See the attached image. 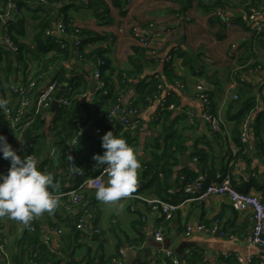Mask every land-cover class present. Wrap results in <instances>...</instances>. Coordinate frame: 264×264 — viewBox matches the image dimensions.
Masks as SVG:
<instances>
[{"label":"crops","instance_id":"1","mask_svg":"<svg viewBox=\"0 0 264 264\" xmlns=\"http://www.w3.org/2000/svg\"><path fill=\"white\" fill-rule=\"evenodd\" d=\"M75 1L76 6L72 7L69 13L74 17L77 26L94 30L109 38L112 37L108 56L117 70L132 67L129 59L132 55V48L139 45L132 33V23H139L142 29L151 26L149 29L152 33L153 48L163 61L166 56H174V73L180 76L183 84L178 86L176 82L167 81L163 77V64L158 65L156 71L162 73V79L165 80L162 95L172 94L174 102L179 107L172 110V118L188 112L195 114V118L187 117L183 123L188 128L187 134L190 137L188 143L192 147L197 142L198 147L207 150L218 165L227 163L228 150L233 155L239 150L237 144L229 137L232 124L225 119L227 106L233 100V93H239L238 86L234 85L232 69L237 68L245 82L255 86L254 91L258 104L251 116V129L246 148L247 160L233 161L230 167L238 188L247 189L248 192L264 198L263 155L256 146L252 129L255 115L258 111L264 110V100L260 101L258 96L259 86L262 87L264 84V47L248 24L247 26L234 21L228 25L232 17L246 15V5L251 4L253 0H226L229 6L223 21L216 18L211 21L209 14L199 3L188 5L183 1L129 0L122 8L125 14H121V8L114 6L112 0H106L111 9L109 24L99 21L93 10L82 5L89 0ZM208 1L213 4L215 0ZM26 2L28 5L36 4L33 0ZM261 4L264 5V0H261ZM260 21L264 22V12ZM99 44L93 42L87 45L86 49L91 50ZM233 45H236V50L231 53ZM181 51L199 55V59L202 60L200 69L203 71L200 77L193 74L191 69L183 64V59L179 57ZM63 62V65L72 66L75 60H72V64L67 61ZM84 66L85 70L91 73L92 67L89 64ZM114 78L116 79V76ZM199 81H202L205 87L214 93L219 121H225L224 124L228 131H222L226 133L221 140L213 135L209 122L202 118L204 104L197 96L196 88ZM131 96L136 97L132 90L126 94L125 102L129 101ZM57 107L53 105L54 111ZM157 113L158 109L154 104L145 108L137 118L139 126L134 132L135 140L132 145L138 149L141 166L138 170L137 184L130 194L134 193L139 196H126L115 203L106 204L97 200L96 190L88 189L84 192L83 204L76 206L71 213H64L67 215L63 223L66 227L65 234L70 231L69 225L74 224V216L80 212L83 205L90 208L86 215L88 223L101 229V232L94 234L90 240L82 241V245L75 251L73 258L86 263L93 260V264H100L102 256L104 259L115 258L120 248H124L125 255L122 258V264H152L155 250L161 247L172 251L180 260V264H190L195 252H199L196 258L197 264H237L235 255H241L245 259L252 256L254 263L264 264V246L250 243L251 220L247 214L234 210L228 198L212 195L204 200L190 201L168 219L155 204L150 202V200L162 197L157 185L150 182V176L140 175L145 164L153 159L152 144L160 132V126L155 124ZM177 126H181V123ZM45 130L49 137L52 136L48 124H45ZM90 132L92 128L88 127V133ZM86 142V148L90 149L88 137H86ZM158 152H162V149ZM194 157L189 154L180 155L177 165L174 166L173 176L167 183L173 198L182 193L178 187H181L184 180L183 172L189 170L198 174L201 172L199 161ZM55 167L57 172L62 171L60 165ZM65 180L61 179L56 182L59 188L55 191L64 189ZM40 219L47 228H50L51 222L60 220L55 210L52 213H43ZM217 219L220 220V226L228 235L219 233L212 235L196 228L199 224L209 225ZM188 226L192 227L190 234L186 232ZM162 227L165 231L164 240L168 239L167 247L166 245L159 246L160 242L158 243L154 237V231ZM24 228V225L18 221L7 216L0 217L1 232L8 236L10 246H13L15 240L24 233ZM51 241L50 247L55 249L61 246L63 239L55 235ZM226 255L230 257L225 258ZM64 258V261H68L67 255ZM112 264L116 262L113 261Z\"/></svg>","mask_w":264,"mask_h":264},{"label":"trees","instance_id":"2","mask_svg":"<svg viewBox=\"0 0 264 264\" xmlns=\"http://www.w3.org/2000/svg\"><path fill=\"white\" fill-rule=\"evenodd\" d=\"M12 1L18 7L19 14L10 13L0 33V92L5 96L7 104L13 111H17L19 108L23 96L13 90L11 84L18 81L21 76H23V82L26 84L25 87L27 89L30 87V80H35L36 86L32 92L41 89L50 80L67 82L68 87L72 88L71 93L67 95L70 104L66 107H58L54 111L53 126L50 127L52 136H48L43 122L35 120L25 132L23 144L16 147L18 153L21 156L33 155L38 160V166L41 170H47L53 174L54 182L56 183L69 177L67 166L71 162H75L85 171L95 167L96 161L93 159V155L97 153L102 155L105 151L102 148L101 137L107 131L112 130L114 134L124 137L132 145L135 140L133 131L124 130V126L118 121L95 118L94 115L99 110H108L119 98H122V102L124 101L123 103H127L128 106L136 108L140 114L155 98L161 97L163 94L165 80L162 79V73L160 74L156 71L158 65L163 64V77L167 81L177 83V81L181 80L180 76L174 73V56L169 55V58L163 61L159 57V53L150 52L155 50L153 46L152 48H147L139 44L132 48V55L129 58L132 67L130 69L117 70L108 56L111 44L109 47L105 46V42H109L110 39L112 41V37L109 38L94 30L77 26L74 17L69 13L70 9L76 6L75 0H33L36 3L33 5L27 4L26 1L30 0ZM128 1L112 0V4L121 8V14H125L122 8ZM182 1L188 5L194 3L187 0ZM9 2L10 0H0V13H8L7 6ZM197 3L205 8L211 21L215 18L223 21L224 18L219 16L217 10H227L229 6L226 0H215L213 4L209 1L207 3L199 1ZM82 5L93 10L95 17L99 21L106 24L110 23L111 9L106 0H89L86 3H82ZM252 7L257 8L262 13L264 12V5L261 4V0H253L251 4L246 5L245 16L232 17L230 21L247 25V15L251 12ZM59 22L64 24L63 33L56 31V26ZM254 32L259 37L258 41L264 47V30L262 32ZM76 35L81 36L82 39L79 46L74 47L71 41ZM5 39H8L13 44V50L7 47ZM93 42L100 44L92 47L91 50H87V45H91ZM76 52L87 62L84 63L83 61L82 64L75 61L72 64L73 56ZM179 57L183 59V64L189 67L193 74L201 76L203 73L202 69H200L202 60L199 59V55L181 51L179 52ZM100 59L103 61V64L99 66L101 79L108 93L104 94L98 91V94L90 102L88 99L82 98V94L93 85L89 78L90 73L85 70L84 65L89 64L93 69ZM63 61L69 62L72 67L68 70L64 67ZM196 70H199V72L197 73ZM235 71L239 73V70L237 68L232 69V76L239 90V98L233 99L228 104L225 119L232 124L231 129H229V137L237 144L239 150L235 155L230 150L227 151V163L218 165L207 150L198 147L197 142L192 147L189 145L188 128L183 124L187 119L186 114H178L172 118V110L158 109L155 124L160 126V132L156 135L152 144L153 159L145 164L140 176H150V182L157 185L161 199H173L169 192L170 186H167V183L170 177L173 176L174 166L177 165L180 155L189 154L198 158L200 173L206 175L207 183L215 181L218 173L224 175L231 172L230 165L233 161L247 160V142L245 143L241 139V125L257 109L258 100L254 91L255 86L247 84L237 73L236 75L234 74ZM114 76H116V79ZM130 90L133 91L136 97L131 96L129 101L125 102L126 94ZM259 92L260 101L264 100V96H260ZM205 93L210 100L209 112L220 120L214 101V93L207 87H205ZM164 98L167 105L174 102V97L170 93L166 94ZM250 120L252 122L251 118ZM90 122L92 127L100 128V134L88 133ZM178 123H181V126L178 127ZM224 123L225 121H219L221 131L212 129L213 135L220 140L221 138L223 139V135L226 133H222V131L227 130ZM252 129L256 146L262 151L264 162V110L258 111L255 115ZM80 131L82 133L79 135ZM10 132L11 130L4 116L0 115V134L5 135ZM76 136L80 140L76 147L78 155L71 156L69 153V142ZM96 136L98 137L96 138ZM86 137L89 139L90 149L85 146ZM54 149L59 150L61 172H57L55 169L52 158ZM159 149H162V152H158ZM3 161L4 158L0 154V165ZM183 173L184 180L182 184L195 180L200 174L193 170ZM73 180L78 181L77 178H73ZM239 189L248 192L247 189ZM262 199L264 201V198ZM85 210L89 212L90 208L86 205L81 206L79 214H82ZM55 213L60 220L51 222L50 228H47L41 221L40 216L36 217L34 219L35 229L31 230L27 227L24 233L15 240L16 249L13 250L11 246L8 248L10 250L11 264L94 263L93 260L86 263L73 258L75 251L82 245V233L76 228V220L79 214L74 216V224L69 225L70 231L66 234L63 231L60 235L63 239L61 246H57L55 249L51 248L52 241L46 243L42 239V231L45 229L52 231L56 228H63V230L66 228L63 223L67 215H64V213L71 212L58 205ZM198 253L195 252L193 254L190 264H197ZM66 255L68 256V261H64V256ZM115 258L104 259L102 256L100 264H112ZM160 260L161 258L157 260L156 264H159ZM164 261L165 264H173L170 259H165ZM0 264H6V260L0 257ZM251 264L256 263L253 260Z\"/></svg>","mask_w":264,"mask_h":264},{"label":"built area","instance_id":"3","mask_svg":"<svg viewBox=\"0 0 264 264\" xmlns=\"http://www.w3.org/2000/svg\"><path fill=\"white\" fill-rule=\"evenodd\" d=\"M168 1H182V0H168ZM194 3L199 1L207 3L208 0H187ZM8 13L2 14L0 13V28H3L5 22L8 20L10 13L19 14V9L16 4L10 0L8 3ZM226 10H217V13L220 17L225 18ZM261 15L263 13L259 11L257 8L252 7L251 12L247 15L248 25L252 27V29L256 32H262L264 30V22L260 21ZM226 20V19H225ZM232 23L230 20L228 21V25ZM150 27H146V29H142L139 23H132V33L134 37L137 39L138 43L144 47L152 48V33L150 31ZM56 31L58 33L64 32V24L59 22L56 26ZM81 36H75L72 38V44L74 47L79 46L81 43ZM111 39L109 42H105V46H110ZM5 43L7 47L13 48V44L5 39ZM64 45V43H63ZM236 45H233L231 48V53L235 52ZM150 52H158L156 50H152ZM73 56L74 60L78 63L87 62L83 57L76 52ZM160 57V56H159ZM169 58L166 56L165 59ZM103 64V61L100 59L97 62V65L92 69L90 73V79L92 82V86L82 94V98L88 99L91 102L92 98H94L98 91H101L104 94L108 93L107 88H105L104 82L101 79V71L99 66ZM68 70L72 67L69 64L64 65ZM198 73L199 70H196ZM237 71L234 72L236 75ZM70 75V74H69ZM239 77L240 74L237 73ZM242 78V77H241ZM243 79V78H242ZM30 87L27 89L26 84L23 82V76L11 84L12 89L21 93L23 98L21 104L17 111H13L12 108L7 104L0 108V115L4 116L5 121L11 130L10 133L5 134L8 142L16 149V147L20 146L24 142V134L27 129L31 126V124L35 120H39L44 124H48L49 127L53 126V117H54V109L53 105L56 101L57 93L64 88V92L58 100V107H66L69 103L68 94L71 93L72 88L68 87L67 82H60L59 80H50L46 83L41 89H37L34 92L32 90L35 88V80H30ZM178 86H182V82L177 81ZM236 85V82H234ZM198 91V97L202 100L204 104V110L202 112V118L209 122L210 126L214 130H220L219 120L214 117L212 113L209 112L210 100L205 93V85L202 81H199L196 85ZM260 96H264V84L261 87L259 92ZM238 94L233 93V99H238ZM0 100L6 101L5 96L0 92ZM124 102V101H123ZM122 98H119L117 102H115L108 110H99L94 117L100 119H108L110 121H118L122 126H124V130H131L135 132L138 129V116L139 112L136 108L128 106L127 103H123ZM156 104L157 109L163 110H176L178 109V105L174 102L167 105L164 96L155 98L147 108ZM57 107V108H58ZM158 116V113H157ZM186 116L190 119L195 118V114L193 112L186 113ZM247 118L241 125V139L243 142H247L249 140V132L251 127V120ZM92 128V133L95 135L100 134V128L92 127L91 122L89 123ZM82 131L79 132V135ZM98 136H96L97 138ZM80 140L79 137H74L69 142V153L71 156H77L78 152L76 147L78 146ZM53 154V152H52ZM195 160H198L197 157H194ZM10 167V161L4 159L3 163L0 165V172H7ZM67 169L69 171V177L64 181L63 190L55 191V194L59 197L58 205L62 206L66 211L72 212L73 209L81 204L84 199V192L88 189L96 190V183L98 181H104L107 179V175L103 170V166H95L89 171H85L82 167L78 166L75 162H71L68 164ZM73 178H77L78 181H74ZM206 175L204 173H200L198 177L189 181L186 184H182L181 187L178 188L182 193L176 198L171 200H163V199H154L150 200L151 203L155 204L162 214L168 219L171 218L183 205L190 201L195 200H204L212 195L223 196L228 198L232 208L238 212H243L247 214V217L252 222V232L250 235V243L252 245H261L264 246V201L261 196L240 190L235 182L232 175V172H228L227 174L222 175L218 173L215 181L206 182ZM128 196L135 197L139 196L138 194L131 193ZM80 213V212H79ZM77 213V214H79ZM88 211H84L82 214H79L78 219L76 220V228L82 233L81 241H87L92 238L94 234H99L101 229L96 226L88 223L86 215ZM36 219V218H34ZM34 219L29 222L27 227L31 230L35 229ZM198 230L208 232L212 235L221 234L228 235L227 232L220 226V220L217 219L215 222L207 225V224H199L196 227ZM63 228H56L52 231L43 230L42 231V239L49 243L53 236H60L63 233ZM192 231V227L188 226L186 228L187 234H190ZM154 237L158 242H163L165 238V231L162 228H157L154 231ZM11 243L9 242L8 236L1 232L0 229V257L1 259L6 260V264H11L10 257V247ZM16 243L11 246L13 250L16 249ZM125 255V249L120 248L118 256L114 259V263L122 264V258ZM230 255H226L225 258H229ZM161 258L159 264H165V259H170L173 264H180V260L178 257L174 255V253L170 250H164L159 247L156 249L153 254L152 264H156L157 260ZM235 259L237 264H251L253 257L249 256V258H243L241 255H235Z\"/></svg>","mask_w":264,"mask_h":264},{"label":"clouds","instance_id":"4","mask_svg":"<svg viewBox=\"0 0 264 264\" xmlns=\"http://www.w3.org/2000/svg\"><path fill=\"white\" fill-rule=\"evenodd\" d=\"M6 101L0 100V108ZM103 154H94L96 165L103 166L107 175L95 185L97 200L106 204L115 203L126 197L135 188L138 180L140 160L138 149L126 139L107 131L102 137ZM0 154L10 161L7 172H0V217L7 216L27 226L43 213H52L59 203L53 174L41 170L33 155L21 156L0 134Z\"/></svg>","mask_w":264,"mask_h":264},{"label":"water","instance_id":"5","mask_svg":"<svg viewBox=\"0 0 264 264\" xmlns=\"http://www.w3.org/2000/svg\"><path fill=\"white\" fill-rule=\"evenodd\" d=\"M261 90V86H259V91ZM258 91V92H259ZM64 92V88H62L56 95V101L54 102V107H57L58 106V100L59 98L61 97V95L63 94ZM87 145V142L85 143ZM52 158H53V162L55 164V166H58L59 165V150L58 149H54L53 151V154H52ZM159 243V242H158ZM167 244H168V239H165L163 242H160L159 243V246H165L167 247ZM169 247V246H168ZM184 255H182L183 257Z\"/></svg>","mask_w":264,"mask_h":264}]
</instances>
